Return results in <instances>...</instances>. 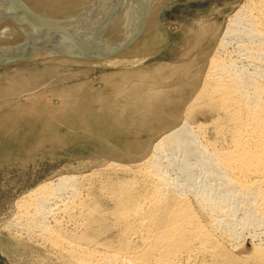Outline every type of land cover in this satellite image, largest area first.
Returning <instances> with one entry per match:
<instances>
[{
    "label": "rangeland",
    "instance_id": "374dc122",
    "mask_svg": "<svg viewBox=\"0 0 264 264\" xmlns=\"http://www.w3.org/2000/svg\"><path fill=\"white\" fill-rule=\"evenodd\" d=\"M245 1L166 3L158 15L161 39H155L153 46L147 47L149 55L141 62L107 65L95 61L92 55L81 56L87 61L83 63L53 57L44 62L0 64V264H76L65 244L56 246L38 228L30 225L27 228L25 224L24 201L43 184L55 183L63 176L77 178L74 195L68 187L67 192L49 197L50 211L45 222L65 238L70 236L76 240L82 233V242L87 247L93 246L89 239L96 238L105 245L95 248L105 250L117 244L120 235L111 214L114 202L110 195L120 188L121 180L134 179L137 191H145L147 184L141 183L143 177L137 171V164L153 153L157 140L184 121L192 127L202 125L203 140L215 139L213 125L207 127L212 124V113L199 109L189 116L186 107L201 85L209 59L223 52L220 47L223 34ZM51 6L58 9V5ZM230 39L225 50L238 58L237 65L243 62L251 66L248 70L257 69L264 74V60L256 67L244 55L242 59L239 39ZM131 49L127 52L138 56V51ZM158 66L167 69L153 78L140 77L151 74ZM181 66L189 71L178 76L175 71L182 70ZM152 88L161 91L163 96L156 102L145 101V94ZM205 126L208 132L203 131ZM220 141L218 145L222 144ZM162 160L169 179L179 180L181 172L177 165H168ZM198 167L193 168V174L199 176L202 171ZM197 175L193 183L200 180ZM95 203L102 210L99 215L88 211ZM230 203L234 204L230 210L236 207L231 212L237 216L248 206L244 201L231 199L226 209ZM87 205L91 208L87 209ZM89 212L95 215L91 217ZM93 218L100 221L93 224ZM239 226L235 230L239 231ZM241 230L238 238L224 236L220 229L212 231L215 239L235 257L234 261L224 260L210 249L199 248L198 242L192 243L191 250L180 252L177 259L182 264H251L253 244L264 242V224ZM149 264H154L152 259Z\"/></svg>",
    "mask_w": 264,
    "mask_h": 264
},
{
    "label": "bare ground",
    "instance_id": "6f19581e",
    "mask_svg": "<svg viewBox=\"0 0 264 264\" xmlns=\"http://www.w3.org/2000/svg\"><path fill=\"white\" fill-rule=\"evenodd\" d=\"M13 1L14 4L12 0H0L1 65L44 62L53 57L83 63L87 61L81 56L93 55L101 64L122 66L141 62L149 55L147 47L161 39L160 9L173 0ZM51 5H58V9ZM233 37L240 41L238 51L242 52V59L244 55L254 66L264 60V0H246L231 17L220 43L223 52L209 59L201 85L186 107L189 116L199 109L212 113V124L207 127L213 125L215 139L203 140L202 125L192 127L184 121L165 132L154 144L153 153L137 164L143 177L141 183L147 184L144 192L137 191L134 179L121 180L120 188H114L115 194L110 197L114 202L111 214L120 234L117 244L97 250L96 245L105 243L90 238L93 246L87 247L82 233L75 237L76 241L46 224L49 197L68 187L73 189V195L76 193L77 178L72 176L45 183L27 196L28 200L22 202L27 228H38L56 246L65 244L76 264H149V259L154 264H182L177 256L191 250L193 242L224 260L234 261L235 257L215 239L212 231L220 229L224 236L238 238L241 229L264 224V74L257 69L248 70L249 65L243 62L237 65L238 58L226 53L227 39ZM130 49L138 51V56H131L127 52ZM165 69L158 66L151 74L148 72L149 76H139L153 78ZM180 70H174L175 74L189 71L183 67ZM162 96L161 91L152 88L144 100L156 102ZM161 159L168 165H177L181 172L179 180L169 179ZM172 159L176 162L172 163ZM196 165L202 171L200 177L196 174L199 185L192 182ZM231 199L248 205L241 216L231 212L236 208L230 210L234 204L226 209ZM97 204L92 208L87 205V209H92L88 211L99 215L101 209ZM93 219V224L100 221ZM238 224L239 231L235 230ZM252 255L251 264H264V242L253 244Z\"/></svg>",
    "mask_w": 264,
    "mask_h": 264
}]
</instances>
